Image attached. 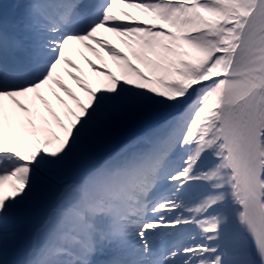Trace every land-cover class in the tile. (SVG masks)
Here are the masks:
<instances>
[{
    "label": "snow or ice",
    "instance_id": "6c2138e0",
    "mask_svg": "<svg viewBox=\"0 0 264 264\" xmlns=\"http://www.w3.org/2000/svg\"><path fill=\"white\" fill-rule=\"evenodd\" d=\"M13 2L0 264H264V0ZM73 46L102 49L120 77L86 60L107 77L93 89Z\"/></svg>",
    "mask_w": 264,
    "mask_h": 264
},
{
    "label": "bare ground",
    "instance_id": "6f19581e",
    "mask_svg": "<svg viewBox=\"0 0 264 264\" xmlns=\"http://www.w3.org/2000/svg\"><path fill=\"white\" fill-rule=\"evenodd\" d=\"M0 4H2V9L6 13L10 12L14 7V4L11 3L10 0H0ZM122 5L125 8H127V6L124 4H120L119 6L123 8ZM138 12H139L138 10L133 9L132 13L131 12L129 13L135 19L140 20L141 17L139 16ZM113 36L114 34L112 33H107V32L103 33V38L107 39L110 44L118 48L122 53L127 54V52L129 51V48L127 46L120 47L121 46L120 42H115V45H114V43L112 42ZM93 47H96V46L94 45ZM66 54L69 56L70 59L73 60L74 63L77 64V66L80 69V71L77 72L76 75L81 76V78L85 80L87 84L93 89L97 87L99 78L101 77V79L103 80L104 76L90 69L85 61L91 60L93 64L97 65L101 69H106L107 71H110V72L111 71L113 72V70L115 69L116 63H117V61L110 59L107 56V54H105V52L98 47L96 48V53H93V52L87 51L86 49H83L80 46H73L67 50ZM66 71L67 70L63 66H59L58 68L59 77L65 84L68 85L69 88H71L76 93L77 96H79V93H80L79 88L72 80H70L67 77ZM43 94L45 95L46 98L51 100V93L49 91L45 90ZM57 110L59 111V109Z\"/></svg>",
    "mask_w": 264,
    "mask_h": 264
},
{
    "label": "rangeland",
    "instance_id": "374dc122",
    "mask_svg": "<svg viewBox=\"0 0 264 264\" xmlns=\"http://www.w3.org/2000/svg\"><path fill=\"white\" fill-rule=\"evenodd\" d=\"M123 6V5H122ZM123 10L124 11H128V12H131L132 13V10L133 8H130V7H127L125 8L123 6ZM139 16L141 17V19H144L145 17H143L139 12H138ZM112 42L114 43L115 45V42H120L121 46L120 47H126L127 45L125 43H122V40L125 39V38H121V37H118L116 35L113 36L112 38ZM128 56V58H130V62L135 65L136 67L140 68L141 71H146V69H144L143 65H141L138 61H136L132 55H131V51L129 50L126 54ZM112 74L116 75L118 78L120 77V74H121V68L118 66V62L116 63V66H115V69L113 70V72L111 71ZM107 83V77L104 76V79L102 80L101 77L99 78L98 80V84H97V87L96 88H101L103 87L105 84ZM94 88V89H96ZM79 97L81 98V100H84L86 97L85 95L80 91L79 93Z\"/></svg>",
    "mask_w": 264,
    "mask_h": 264
}]
</instances>
